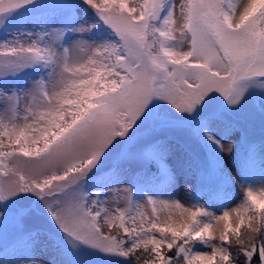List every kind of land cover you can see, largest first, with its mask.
Segmentation results:
<instances>
[{
  "label": "snow or ice",
  "instance_id": "snow-or-ice-1",
  "mask_svg": "<svg viewBox=\"0 0 264 264\" xmlns=\"http://www.w3.org/2000/svg\"><path fill=\"white\" fill-rule=\"evenodd\" d=\"M83 3L111 39L57 43L65 31L83 35L97 26L90 24L0 44V68L50 69L47 79L27 90L9 95L0 89V203L35 197L73 250L83 245L131 264H264V186L257 191L242 185L241 203L220 215L175 199L136 202L126 185L108 189L103 201L99 192L84 190L88 173L102 160L111 159L115 174L136 165L140 176L152 163L145 157L158 152L156 163L167 168L172 148L166 140L123 143L154 98L189 116L206 109V123L222 134L204 135L221 153L233 151L222 141L235 133L264 128V0ZM32 4L0 0V27ZM250 81L260 83L249 91ZM157 207L181 211L161 220ZM36 216L31 205L18 204L15 231L31 245L16 264L54 259L40 256L42 232L29 226Z\"/></svg>",
  "mask_w": 264,
  "mask_h": 264
},
{
  "label": "rangeland",
  "instance_id": "rangeland-1",
  "mask_svg": "<svg viewBox=\"0 0 264 264\" xmlns=\"http://www.w3.org/2000/svg\"><path fill=\"white\" fill-rule=\"evenodd\" d=\"M97 21L96 14L83 3V0H33L32 5L26 6L13 16L6 26L0 27V44L29 39L28 33L35 35L52 28L71 29L90 24L97 26L83 35L65 31L63 38L57 43L62 47H68L72 40L82 38L90 43L99 44L111 37L103 24ZM4 59L0 57V62ZM49 72L48 67L40 65L19 70L0 68V89L9 95L13 91L27 90L35 81L47 79ZM247 83L248 90L252 91L260 81ZM220 100L223 101V97H220ZM220 107L226 109L227 102L223 101ZM207 119V110L203 107L189 116L187 113H179L166 101L154 98L138 121L139 129H134L123 143L127 144L133 140L136 143L166 140L172 148V154L167 158V168L156 163L159 160L158 152L145 157L152 163L140 176L136 175V165H132L123 174H115L111 159L102 160L88 173L84 190L90 193L99 192V198L103 201L109 195L108 189L126 185L133 189V198L136 202L142 203L148 197L175 199L185 207L200 206L215 215H220L225 210L231 212L232 208L241 203L245 191L242 185H249L257 191L264 186V128L257 124L246 132L242 130L235 133L228 140L222 141L232 143L233 151L221 153L204 135L206 130H214L215 135L219 137L222 134L221 127L213 128L206 123ZM135 146L136 144H133V147ZM255 148L262 154L256 155V163L252 164ZM172 173L176 174L175 182L172 180ZM229 176L234 178L231 182ZM2 179L4 177L0 171V180ZM141 181L146 186L143 187ZM154 181L157 183L153 184ZM116 198L109 197L110 200ZM19 203L29 204L36 210L37 216L29 221V226L41 230L40 256L46 261L49 257H54L50 264H131L130 261L104 257L83 245L73 250L67 242L65 233L35 197L27 201L14 199L11 202L0 203V209L7 213L0 217V264H16L18 254L27 251L31 245L30 239L15 231ZM148 211H151L150 207ZM156 211L159 218L165 220L169 215L175 216L181 209L157 207ZM222 223L216 227L222 226Z\"/></svg>",
  "mask_w": 264,
  "mask_h": 264
},
{
  "label": "trees",
  "instance_id": "trees-1",
  "mask_svg": "<svg viewBox=\"0 0 264 264\" xmlns=\"http://www.w3.org/2000/svg\"><path fill=\"white\" fill-rule=\"evenodd\" d=\"M259 153L262 154L261 151H259ZM259 153L257 152L258 155H260ZM140 183H141V185H142L143 187L146 186V185L143 184L142 181H141ZM156 183H157L156 181L153 182V184H156ZM159 183H162V182H159ZM215 197H216V198H220V196H215Z\"/></svg>",
  "mask_w": 264,
  "mask_h": 264
}]
</instances>
